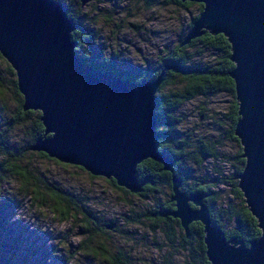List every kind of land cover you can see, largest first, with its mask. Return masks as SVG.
I'll return each instance as SVG.
<instances>
[{
	"label": "water",
	"instance_id": "1",
	"mask_svg": "<svg viewBox=\"0 0 264 264\" xmlns=\"http://www.w3.org/2000/svg\"><path fill=\"white\" fill-rule=\"evenodd\" d=\"M92 1L80 0L82 8ZM179 1L204 6L181 47L207 31L224 35L231 45L235 68L230 76L240 116L235 135L246 160L239 188L262 235L249 247L227 239L211 220L210 194H187L177 175L172 177L175 209L155 217L178 219L186 232L200 222L211 264H264V0ZM75 29L55 0H0V54L16 72L24 111L40 112L45 128L31 150L139 194L146 185L136 176L141 163L158 161L173 171L175 161L159 151L156 97L168 72L190 71L174 62L157 78L140 83L97 71L76 56Z\"/></svg>",
	"mask_w": 264,
	"mask_h": 264
},
{
	"label": "trees",
	"instance_id": "2",
	"mask_svg": "<svg viewBox=\"0 0 264 264\" xmlns=\"http://www.w3.org/2000/svg\"><path fill=\"white\" fill-rule=\"evenodd\" d=\"M66 9L67 2L77 0H55ZM140 3L150 4L151 0H139ZM184 10H189L196 4L179 0H170ZM81 4V2L79 3ZM202 13L204 6L197 5ZM82 7V6H81ZM68 17L75 23V31L72 40L78 44L76 56L86 65L93 66L97 71H112L115 75L129 79L132 82L140 83L145 80L157 78L163 69L172 63H178L188 71V74H176L168 72L167 78L156 97V116L158 119V140L161 154L173 159L175 166L172 172L164 170V165L158 161L147 160L137 168L136 176L139 180L146 181L144 189L139 194H132L117 185L115 180L107 181L116 190L125 195L137 197L140 200H154L155 204L151 209H147L142 214H133L126 217V221L142 225L148 222L152 233L161 231L170 244V247L180 248L185 255V264H211L207 256V247L204 242V227L200 222L190 225L189 231H185L180 220L173 217L162 218L155 215L162 211H173L174 204L171 202L172 196L164 202L156 200L162 188H168L173 195L172 177L177 175L183 181L182 190L188 194H210L207 199V206L210 210L212 222L219 226L226 234L227 239L237 238L247 247L252 241L258 240L262 231L259 222L251 213L246 204V200L239 188V177L244 170L246 160L242 157L243 148L241 142L235 135L236 125L240 119L239 103L235 92V83L230 76L235 64L231 61L232 48L228 39L220 35H212L209 31L191 42L185 47H181L184 36L193 26L199 15L188 25L187 32L180 36L178 43L170 50L161 54L154 66H145L135 73H120L117 65L112 59L104 58V50L97 51L99 32L91 30L89 27L81 25L83 11L79 7L74 10L72 6L66 9ZM213 55V59L205 61V55ZM116 57V56H115ZM0 60L5 66V72L9 76L2 77L0 71V96L5 92L6 84L13 89L18 97V112L12 119L4 124L0 123V186L12 177L20 186V192L24 197H29L31 206L38 209H46L61 222H74L78 224L82 239L76 248V254H80L103 264H137L133 256L111 241V233L102 224L101 219L91 210L87 209L80 197L75 196L62 189L56 183L35 176L28 168L22 166L24 162V152L10 147L8 144L9 134L13 128L32 124L31 143L26 151L31 150L35 143L44 137L45 128L41 121V113L35 111H24V97L18 89L16 72L11 65L0 54ZM199 62L196 64V61ZM216 94H228L232 98V106L227 114L231 124L229 140L238 145L239 150L234 157L227 160L234 166L231 175L222 176L213 182L207 178H197L193 182H188L184 175V169L188 164L197 168H203L208 160H217L220 157L219 145L217 143L202 142L197 145L189 137L181 136V126L185 123L183 114L179 111L190 101L198 97H209ZM34 152V151H33ZM37 153L45 160L54 161L58 165L60 162L49 158L45 153ZM92 179H97L90 174ZM231 188L232 201L218 207L222 202L221 186ZM170 194V195H171ZM86 204V203H85ZM12 201L0 204V226L11 210ZM194 209L195 207L192 206ZM227 227H229L227 229ZM113 232L118 233L116 227ZM176 248V249H177ZM0 264H5L0 262Z\"/></svg>",
	"mask_w": 264,
	"mask_h": 264
},
{
	"label": "rangeland",
	"instance_id": "3",
	"mask_svg": "<svg viewBox=\"0 0 264 264\" xmlns=\"http://www.w3.org/2000/svg\"><path fill=\"white\" fill-rule=\"evenodd\" d=\"M151 1L152 6L139 0H93L82 8L80 0H77L67 2L66 9L68 6L74 10L80 7L83 11L81 25L100 34L97 51L104 50V58L112 59L120 73H135L145 66H154L161 54L178 43L180 36L187 32L188 25L200 14L197 5H202L193 3L196 6L184 10L170 0ZM212 57L211 54L205 55L203 62L210 61ZM0 71L2 77L9 78L1 60ZM17 100L18 97L7 83L4 94L0 96L1 124L16 116ZM231 106L232 98L228 94H216L198 97L179 111L185 118L180 128L181 136L189 137L194 145L206 142L220 146L219 159L208 160L203 168L191 164L186 166L183 171L188 182L201 177L213 182L232 174L234 166L227 158L234 157L239 147L228 136L231 124L227 114ZM31 132V123L18 126L13 128L8 139L10 147L24 152V168L80 197L83 205L98 215L102 224L116 223L119 232L110 231L111 241L133 256L137 264H185L186 257L182 250L170 247L161 231L152 233L146 221L142 225L125 222L129 215L142 214L151 209L154 200L144 201L125 195L107 182L110 180L102 177L92 179L80 167L62 163L58 165L33 151H26L31 143ZM19 188L12 177L0 186V204L6 205L12 201L11 210L0 226V262L103 264L76 254L82 239L78 224L74 225L73 221L61 222L48 210L32 207L30 198L24 197ZM219 189L223 191V200L218 204L221 207L233 198L230 187L224 185ZM170 194L168 188H162L156 200L164 202L172 196Z\"/></svg>",
	"mask_w": 264,
	"mask_h": 264
},
{
	"label": "flooded vegetation",
	"instance_id": "4",
	"mask_svg": "<svg viewBox=\"0 0 264 264\" xmlns=\"http://www.w3.org/2000/svg\"><path fill=\"white\" fill-rule=\"evenodd\" d=\"M171 202H172V200H171ZM173 204H174V206H175V203L174 202H172Z\"/></svg>",
	"mask_w": 264,
	"mask_h": 264
}]
</instances>
